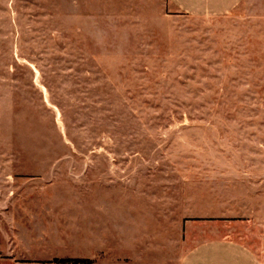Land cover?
I'll use <instances>...</instances> for the list:
<instances>
[{"label": "rangeland", "instance_id": "rangeland-1", "mask_svg": "<svg viewBox=\"0 0 264 264\" xmlns=\"http://www.w3.org/2000/svg\"><path fill=\"white\" fill-rule=\"evenodd\" d=\"M243 180H264V0L212 18L169 0H0L3 243L23 261L176 264L175 228L237 210ZM115 214L150 233L117 247ZM90 218L104 250L72 259Z\"/></svg>", "mask_w": 264, "mask_h": 264}, {"label": "crops", "instance_id": "crops-1", "mask_svg": "<svg viewBox=\"0 0 264 264\" xmlns=\"http://www.w3.org/2000/svg\"><path fill=\"white\" fill-rule=\"evenodd\" d=\"M245 0H169L177 12L191 17H221L234 12ZM240 184L238 200L240 207L236 209H206L193 211L175 228L178 245L182 251L176 264H264V180H246ZM246 183V184H245ZM216 194V190L214 192ZM216 196V195H214ZM134 197V196H133ZM132 195H119L117 202L132 203ZM157 198V197H156ZM159 199V198H157ZM217 199V198H216ZM232 196V200L234 201ZM145 202L151 198L144 196ZM3 200L0 207V254L1 264H77L56 261L24 260L18 256L14 248H9L7 231L3 232V215L7 219V211H3ZM145 209V207H144ZM146 213V212H145ZM151 214L150 212H148ZM114 214V213H113ZM86 215V213H85ZM113 217L116 227L111 229V241L117 247L120 244V231L123 240L129 245L134 243L137 235L150 233V226H121L118 214ZM146 218V217H145ZM90 219H87L88 222ZM151 218H149L150 220ZM104 231L97 221L82 226L80 231L79 253L69 255L70 258H93L104 250ZM146 237V236H145ZM177 242V240H176ZM3 255L5 259H3ZM4 260V261H3ZM61 261V260H60ZM137 264H170L167 261L142 260Z\"/></svg>", "mask_w": 264, "mask_h": 264}, {"label": "trees", "instance_id": "trees-1", "mask_svg": "<svg viewBox=\"0 0 264 264\" xmlns=\"http://www.w3.org/2000/svg\"><path fill=\"white\" fill-rule=\"evenodd\" d=\"M56 262H60V263H69V262H72V263H77V264H84L83 261L81 260H58Z\"/></svg>", "mask_w": 264, "mask_h": 264}]
</instances>
